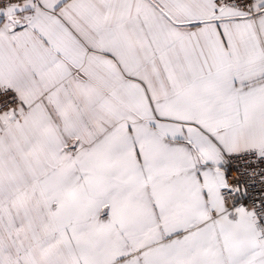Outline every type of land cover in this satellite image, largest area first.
<instances>
[{"label":"snow or ice","instance_id":"obj_1","mask_svg":"<svg viewBox=\"0 0 264 264\" xmlns=\"http://www.w3.org/2000/svg\"><path fill=\"white\" fill-rule=\"evenodd\" d=\"M0 264H264V0H0Z\"/></svg>","mask_w":264,"mask_h":264}]
</instances>
